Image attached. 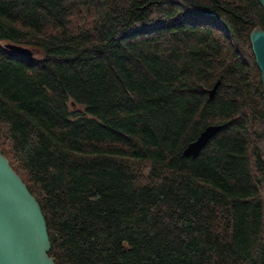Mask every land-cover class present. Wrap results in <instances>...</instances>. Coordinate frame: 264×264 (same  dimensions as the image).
Returning a JSON list of instances; mask_svg holds the SVG:
<instances>
[{"label":"trees","instance_id":"obj_1","mask_svg":"<svg viewBox=\"0 0 264 264\" xmlns=\"http://www.w3.org/2000/svg\"><path fill=\"white\" fill-rule=\"evenodd\" d=\"M256 27L259 0H0V152L56 264H264Z\"/></svg>","mask_w":264,"mask_h":264},{"label":"water","instance_id":"obj_2","mask_svg":"<svg viewBox=\"0 0 264 264\" xmlns=\"http://www.w3.org/2000/svg\"><path fill=\"white\" fill-rule=\"evenodd\" d=\"M259 3L263 9V27L251 31L250 42L261 73L264 113V0ZM4 47L25 57L34 53L32 48L14 43H5ZM216 85L211 90L212 95ZM223 126H205L182 149L181 157L195 158ZM49 249L50 240L38 202L0 152V264H56L48 255Z\"/></svg>","mask_w":264,"mask_h":264},{"label":"rangeland","instance_id":"obj_3","mask_svg":"<svg viewBox=\"0 0 264 264\" xmlns=\"http://www.w3.org/2000/svg\"><path fill=\"white\" fill-rule=\"evenodd\" d=\"M40 52L36 50L33 55L38 56ZM69 108L72 112H77V113H83L84 112V107L81 105H75V104H69Z\"/></svg>","mask_w":264,"mask_h":264},{"label":"bare ground","instance_id":"obj_4","mask_svg":"<svg viewBox=\"0 0 264 264\" xmlns=\"http://www.w3.org/2000/svg\"><path fill=\"white\" fill-rule=\"evenodd\" d=\"M11 52V51H10Z\"/></svg>","mask_w":264,"mask_h":264}]
</instances>
